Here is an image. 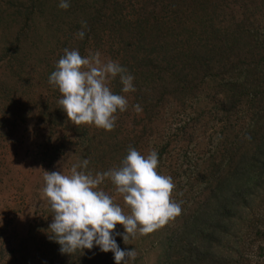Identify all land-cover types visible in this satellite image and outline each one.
<instances>
[{"label": "rangeland", "instance_id": "obj_1", "mask_svg": "<svg viewBox=\"0 0 264 264\" xmlns=\"http://www.w3.org/2000/svg\"><path fill=\"white\" fill-rule=\"evenodd\" d=\"M68 2L70 7L65 10L58 7L60 0H0V264H115L112 252H101L96 246L58 256L59 244L49 239L53 212L41 190L44 171L70 174L74 164L87 159V168L78 170L95 175L120 166L129 146L145 156L152 150L158 153V172L173 178L172 198L181 203L182 212L152 233L130 238L127 244L121 235H115L124 233L122 225H116L113 235L121 249H135L137 253L135 260L128 259L127 264H177L182 253L177 241L182 222L199 207L211 210V191L223 181L224 173L235 169L229 166L232 157L236 158L232 152L235 146L243 154L264 136V97L260 98L251 87L252 73L264 74V58L258 66L249 51V46L264 49V0H219L212 12L206 11L209 20L184 22V26L199 24L203 28L183 37L186 43L198 47V72L206 66L203 60L211 47L225 45L226 49L217 52L228 61L215 56L211 72H200V81L187 87L181 96L173 97L171 91L167 94L159 89L168 85V78L155 83V89L141 87L142 93L134 84V92L123 93L119 76L110 79L111 90L128 100L127 110L116 113L111 131L88 124L76 126L60 108L58 100L62 96L48 81L63 50L76 49L82 56L99 51L103 60L117 61L122 67L129 62L132 70L128 72L140 84L141 72H135L133 57L123 58L120 52L121 42L134 43L135 21L151 14L167 22L173 12L188 8L197 12L199 6L195 0H190L191 6L183 2L177 6L175 0ZM96 11H101L103 23L95 16ZM82 21L87 22V28L83 29L84 38L79 39L76 34L82 29ZM117 21L122 23L114 29ZM126 26L130 33L124 30ZM181 30L178 27L167 40H173V36L180 39ZM107 35L113 40H107ZM154 40H146L143 46L148 47ZM233 58L237 62L231 63L235 70L228 66ZM170 61L172 66L188 63L181 56L170 57ZM220 67L222 74L214 72ZM239 72L241 77L234 76ZM220 80L235 84L236 95L225 88L214 90ZM137 104L142 111L134 110ZM99 188L130 214L109 179ZM253 207L261 223L257 227L264 229V205ZM235 219L242 229L240 233L247 232L244 223L249 216L238 214ZM234 231L236 234L237 229ZM167 238L173 246L168 251ZM254 248L245 247L252 264L257 259Z\"/></svg>", "mask_w": 264, "mask_h": 264}, {"label": "clouds", "instance_id": "obj_2", "mask_svg": "<svg viewBox=\"0 0 264 264\" xmlns=\"http://www.w3.org/2000/svg\"><path fill=\"white\" fill-rule=\"evenodd\" d=\"M61 9H68V0H60ZM76 34L83 39L87 22ZM55 71L49 76V84L57 87L62 98L60 108L76 126L94 125L111 131L116 124V113L128 108L124 95L115 94L109 80L119 76L123 93L134 92V77L117 61L101 58L99 51L82 56L79 50L65 48ZM136 112L142 111L135 105ZM250 139V137H248ZM84 159L74 164L70 174L61 171H44L42 195L53 212L49 225L50 240L60 245L61 254H73L77 250L99 247L101 252H112L115 264H127L135 260V249H121L113 235L116 225H122L121 235L125 244L137 234L146 235L174 220L182 212L181 203L172 198L175 189L173 178L158 172L159 158L155 150L146 156L129 146L120 166L93 175L78 169H86ZM109 179L115 191L122 195L130 214L99 186Z\"/></svg>", "mask_w": 264, "mask_h": 264}, {"label": "trees", "instance_id": "obj_3", "mask_svg": "<svg viewBox=\"0 0 264 264\" xmlns=\"http://www.w3.org/2000/svg\"><path fill=\"white\" fill-rule=\"evenodd\" d=\"M218 1L195 0L194 4L199 6L197 12L201 14L197 13L194 8H188L184 11L173 12V18L167 22H165V17H167L168 13H165V19L160 16L147 14L146 16L142 15L140 19H137L138 21H135L137 25H135L132 32L134 43L125 41L122 44L121 42L122 47L120 48V52L123 58L133 57V61L137 64L135 72H141V75H139L141 83L139 84L138 80H133V84L138 85L137 90L140 89V93H142L141 87H146L147 89L148 87H153L155 89L157 88L155 83L163 80V78H168V85L166 87L161 86L160 88L158 86V88L167 94L168 91H171V96L173 97L181 96L187 87H192L196 81H200L197 80V76L199 77L202 73L211 72L212 65L210 66V63H212L215 56L228 61V58H223L225 56L222 53H218L227 48L225 45L211 47L207 50L208 56L206 60H203L206 61V66L200 70L202 73L198 72V64L196 62L198 55H195L197 54L198 47H193V45L186 43V40L183 38L185 34L194 33L196 29H203L198 26L199 24L197 26H184V22L187 23V19H191L190 23L202 19L205 21L209 20L206 17V11L212 12V7ZM180 2H183V5H192L189 4L190 0H175L177 6L182 4ZM96 13L97 19L103 23L100 18L101 11H96ZM105 17L106 12L103 15V18ZM124 22L131 23L125 20ZM121 23V21H117L114 29ZM178 27L182 28L179 35L180 39L173 36V40H167L171 32L175 31ZM124 30L130 33L131 29ZM111 32L113 31H109V34ZM162 36L163 38L159 40L158 38ZM111 37L112 35H107L106 39L111 41L113 40ZM151 38L155 40L149 43L148 47L143 46V43ZM100 39L99 37L98 42ZM249 51L251 59H256L258 61L257 65L260 66L264 58V49H260L258 46H249ZM254 51H257L256 54L252 53ZM178 56L183 57L186 63H188H177L176 66L170 65V57L176 59ZM190 60L194 61L190 62ZM201 60V58L200 60L198 58V61ZM231 63H237L235 58L228 64L232 70H235L236 66L231 65ZM128 64L129 62H125L123 67L131 71L132 68ZM216 66L214 69H216ZM199 67L202 66L199 65ZM223 69L228 71L225 68ZM255 69H257L256 65ZM214 72L222 74L223 70L220 67L216 71L214 70ZM252 75H254V78L251 87L262 98L264 97V93L262 94V91H264V74L254 71ZM234 76L241 77V74L239 72ZM214 77H218V74H215ZM219 82L213 88L214 90L218 91L221 88H225L228 92L230 91L236 95L235 84H232L229 80L224 83L222 80ZM188 83L190 86H188ZM220 93H223V91ZM253 100L255 101V99ZM135 101L138 102V100H134V103H136ZM233 106L234 103L231 102L230 107ZM237 151H239V146H235L234 150H232V152L236 153V158L233 159V156L231 159L233 163L229 164V166L234 165L235 169L230 173H224L223 176L225 178L223 181L219 182L211 191V194L214 196L213 203L210 206L211 210H206L203 206L199 207L182 222V227L179 231L181 232L179 234L181 237L177 240L178 249H181L182 253L176 259L177 264H181L180 262L183 264H252L245 250L247 246L249 249L255 247L253 255L257 259H255L253 264H264V229L257 227L261 223L255 218L253 212L254 204L258 205V207L264 205V136L258 145L256 144L251 147V150H243L245 151L243 154ZM236 159L237 162L234 164V160ZM238 214L249 216L247 222L244 223V226L247 227V232L244 231L243 234L240 233L242 229L238 228V220L235 219V216ZM235 229H237L236 234L234 233ZM215 231H219V233L215 234ZM171 242V238H167L166 251L173 247ZM119 243L123 244L121 241ZM57 252L58 256H64L60 252V247Z\"/></svg>", "mask_w": 264, "mask_h": 264}]
</instances>
